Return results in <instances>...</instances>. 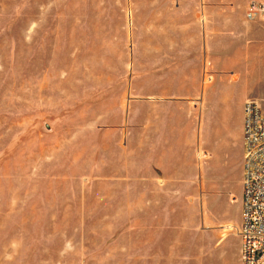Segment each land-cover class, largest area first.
<instances>
[{
    "label": "rangeland",
    "instance_id": "rangeland-1",
    "mask_svg": "<svg viewBox=\"0 0 264 264\" xmlns=\"http://www.w3.org/2000/svg\"><path fill=\"white\" fill-rule=\"evenodd\" d=\"M144 2L0 0V264H240L238 197L122 165Z\"/></svg>",
    "mask_w": 264,
    "mask_h": 264
},
{
    "label": "crops",
    "instance_id": "crops-1",
    "mask_svg": "<svg viewBox=\"0 0 264 264\" xmlns=\"http://www.w3.org/2000/svg\"><path fill=\"white\" fill-rule=\"evenodd\" d=\"M185 1L144 2L145 74L154 82L127 88L121 162L135 163L143 150L146 179L238 197L240 221L243 106L264 81V20L246 19L247 0H191L186 21ZM135 53L131 40V63Z\"/></svg>",
    "mask_w": 264,
    "mask_h": 264
},
{
    "label": "built area",
    "instance_id": "built-area-1",
    "mask_svg": "<svg viewBox=\"0 0 264 264\" xmlns=\"http://www.w3.org/2000/svg\"><path fill=\"white\" fill-rule=\"evenodd\" d=\"M245 17L264 20V0H247ZM242 148L239 262L264 264V111L253 99L243 106Z\"/></svg>",
    "mask_w": 264,
    "mask_h": 264
}]
</instances>
